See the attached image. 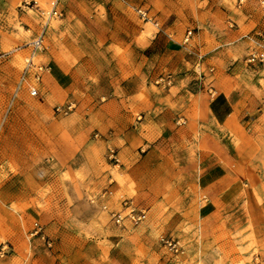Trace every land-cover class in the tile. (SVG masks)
<instances>
[{
    "label": "rangeland",
    "instance_id": "1",
    "mask_svg": "<svg viewBox=\"0 0 264 264\" xmlns=\"http://www.w3.org/2000/svg\"><path fill=\"white\" fill-rule=\"evenodd\" d=\"M211 5L215 13H210V31L222 36L226 29H237L239 0H0V264H113L119 248L132 249L135 234L143 228L152 230L147 239L155 252L148 254L149 264H264V112L223 140L234 161L236 203L206 217L192 206L184 215L187 220L172 214L160 221L162 207L154 206L151 212L136 189L118 191L115 204L108 195L101 199L115 180L123 181L121 167L115 165L121 157L109 141L118 101L163 104L165 93L169 99L179 93V72L158 75L166 34L157 36L150 50V76L135 71L144 82H136L134 95L122 89L120 80H129L128 54L143 53L141 45L130 41L142 44V39L153 37L160 14L184 9L172 13L166 27L177 15L192 21L199 9ZM53 7L60 14L46 25L42 10ZM137 21H149L144 32ZM190 28L193 34L199 29ZM43 29L44 47L36 59L49 65L56 61L68 70L70 76L60 78L66 83L62 87L48 74L41 82L33 74L24 78L30 42ZM229 46L232 61L219 52L209 69L204 65L209 79L236 67L237 76L245 73L252 81L250 68L264 64L250 62L249 54L263 46H247L238 39ZM31 84L40 88V95L31 94ZM110 148L116 149L119 162L110 158ZM113 165L116 177L106 182L103 172ZM126 198L146 209L142 221L134 223L127 216L117 223L112 218L111 211H124ZM36 222L42 233L33 234ZM124 230L136 231L124 237ZM187 230L196 236L180 237ZM167 236L180 242L179 252L166 245ZM137 253L147 256L143 250Z\"/></svg>",
    "mask_w": 264,
    "mask_h": 264
},
{
    "label": "crops",
    "instance_id": "2",
    "mask_svg": "<svg viewBox=\"0 0 264 264\" xmlns=\"http://www.w3.org/2000/svg\"><path fill=\"white\" fill-rule=\"evenodd\" d=\"M238 11L237 29H226L222 36L208 29L214 25L211 14L215 10L211 5L199 9L197 18L192 21L177 15L166 27L163 26L172 13H183L184 9L171 10L168 15L160 14L153 37L142 39V44L135 39L130 41L131 45H141L143 53L128 54L125 68L129 80L126 83L120 80L122 89L127 93L135 92L136 82L142 80L139 75L135 76V71L142 77L145 74L150 76V50L156 37L162 38L166 34L167 47L157 59L158 75L169 70L179 72V84L175 85L179 93L170 99V93H165L163 104L129 99L118 101L117 110L111 117L114 128L109 141L117 147L121 157V163L115 165H120L123 181L112 183L116 168L110 166L103 172V177L113 185L101 199L108 195V201L115 204L118 191L128 194L136 189L137 198L149 205L151 212L154 206L162 207L160 221L171 219L172 214L179 215V220H187L184 215L192 206L199 208L206 217L239 200L238 182L233 179L231 171L233 157L223 140L242 126L261 119L264 112V68H250L255 74L252 81L245 73L237 76L236 67L222 76L213 73L211 80L204 70V65L210 68L219 52L225 54L227 61H232L229 45L236 39L247 46L256 42L264 47V0H239ZM148 22L137 21L136 27L144 32ZM190 25L199 29L187 42ZM50 67L45 75L54 77L56 85H65L60 78L70 76L68 70L56 61ZM101 115L106 113L102 111ZM101 121V124H107L104 116ZM112 189L115 191L113 196ZM146 225L147 221L141 227ZM131 232H123L124 237L133 236L129 234ZM135 235L132 249L119 248L118 254L112 258L113 264H149L148 254L155 252L153 243L147 239L152 230L143 228ZM191 236L196 235L189 230L180 235ZM121 241L117 242L118 246ZM138 250H143L147 256L138 254Z\"/></svg>",
    "mask_w": 264,
    "mask_h": 264
},
{
    "label": "built area",
    "instance_id": "3",
    "mask_svg": "<svg viewBox=\"0 0 264 264\" xmlns=\"http://www.w3.org/2000/svg\"><path fill=\"white\" fill-rule=\"evenodd\" d=\"M42 14L46 16V25L50 18L53 16L59 15V9L57 7H53L51 10L46 11L42 10ZM193 34V30L190 29L187 34L186 40H188ZM44 40H45V29L41 31L40 34H38L31 42H30V55L27 58V64L24 70V78H26L28 75L33 74L36 82H41L43 80V77L45 73L50 70V65L40 62L36 59L38 52L44 47ZM248 60L250 62H259L264 64V47L254 49L251 51L249 54ZM30 92L32 95H40L41 90L36 84H31L30 85ZM73 107V103L69 105V108ZM58 111H63L64 108L62 106H57ZM110 158H112L115 162H119L120 158L118 156V153L115 148H110ZM125 204V209L117 211L113 210L111 211V216L112 218L117 222V223H123L125 218L128 216L134 223H138L143 220L145 214H146V209L145 208H140L137 206V204L134 203V201L131 198H126L124 201ZM106 207V205H105ZM43 232V227L39 222H36L35 224V233H42ZM164 242L166 243L167 246H169L170 249L179 252L181 250V245L180 242L172 237V236H167L163 238Z\"/></svg>",
    "mask_w": 264,
    "mask_h": 264
}]
</instances>
